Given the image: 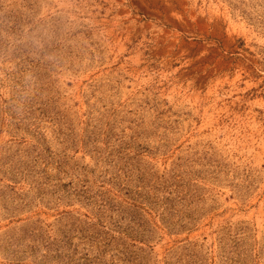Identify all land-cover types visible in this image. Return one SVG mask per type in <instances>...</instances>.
<instances>
[{
    "label": "rangeland",
    "instance_id": "374dc122",
    "mask_svg": "<svg viewBox=\"0 0 264 264\" xmlns=\"http://www.w3.org/2000/svg\"><path fill=\"white\" fill-rule=\"evenodd\" d=\"M0 264H264V0H0Z\"/></svg>",
    "mask_w": 264,
    "mask_h": 264
}]
</instances>
